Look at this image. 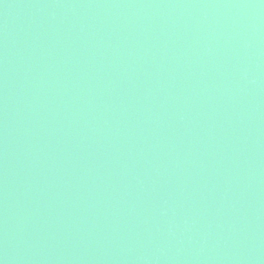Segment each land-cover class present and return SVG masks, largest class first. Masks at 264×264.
<instances>
[{
  "label": "water",
  "instance_id": "95a60500",
  "mask_svg": "<svg viewBox=\"0 0 264 264\" xmlns=\"http://www.w3.org/2000/svg\"><path fill=\"white\" fill-rule=\"evenodd\" d=\"M0 264H264V0H0Z\"/></svg>",
  "mask_w": 264,
  "mask_h": 264
}]
</instances>
